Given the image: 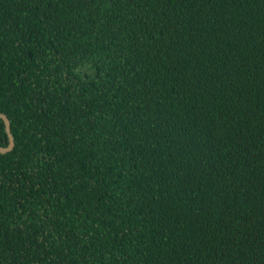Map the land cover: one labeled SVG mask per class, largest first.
Wrapping results in <instances>:
<instances>
[{
  "label": "trees",
  "instance_id": "obj_1",
  "mask_svg": "<svg viewBox=\"0 0 264 264\" xmlns=\"http://www.w3.org/2000/svg\"><path fill=\"white\" fill-rule=\"evenodd\" d=\"M0 112V264H264V0H0Z\"/></svg>",
  "mask_w": 264,
  "mask_h": 264
},
{
  "label": "water",
  "instance_id": "obj_2",
  "mask_svg": "<svg viewBox=\"0 0 264 264\" xmlns=\"http://www.w3.org/2000/svg\"><path fill=\"white\" fill-rule=\"evenodd\" d=\"M0 118L3 120L4 129H5L7 138H8L7 145L4 147L0 146V152H4V151L9 150L12 147L13 139H12L10 131H9V123H8L6 116L0 112Z\"/></svg>",
  "mask_w": 264,
  "mask_h": 264
}]
</instances>
